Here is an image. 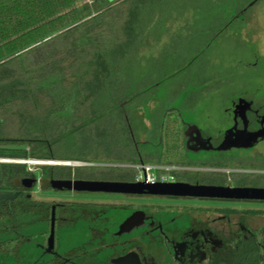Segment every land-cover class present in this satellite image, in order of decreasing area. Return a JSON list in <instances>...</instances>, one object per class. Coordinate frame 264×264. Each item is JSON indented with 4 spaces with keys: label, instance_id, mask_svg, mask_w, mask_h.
Wrapping results in <instances>:
<instances>
[{
    "label": "flooded vegetation",
    "instance_id": "af4514ba",
    "mask_svg": "<svg viewBox=\"0 0 264 264\" xmlns=\"http://www.w3.org/2000/svg\"><path fill=\"white\" fill-rule=\"evenodd\" d=\"M257 1L230 21H242ZM227 100L223 129L177 110L164 117L173 123L162 124L157 141L148 138V116L138 136L130 126L132 148L120 155L32 157L40 161L24 163L27 173L0 189L17 192L0 198V264H264V197L148 188H264V93ZM230 134L236 141L227 144ZM76 181L130 186L79 189Z\"/></svg>",
    "mask_w": 264,
    "mask_h": 264
},
{
    "label": "rangeland",
    "instance_id": "374dc122",
    "mask_svg": "<svg viewBox=\"0 0 264 264\" xmlns=\"http://www.w3.org/2000/svg\"><path fill=\"white\" fill-rule=\"evenodd\" d=\"M86 1L77 0L78 6L83 8ZM251 1L127 0L123 5L126 19L116 26L109 58L97 53L93 61L85 62L90 72L81 77L79 99L71 101L54 119L20 109L0 119V134L8 138L22 135L53 138L60 134L57 148L62 155L112 152L110 141L106 143L110 138L106 131L113 117H98L91 123L89 113L92 103L98 107L95 97L114 93L117 90L114 87L120 84L122 92L146 90L154 98L149 102L153 112L178 110L187 120L225 128L227 98L242 92L264 93V0H256L242 21H230L241 4L246 6ZM105 67L111 70L110 78L104 76ZM7 84L0 85L1 94L8 87L12 89ZM101 107L99 112L103 111ZM130 116L135 128L146 130L150 121L143 107L132 105ZM56 125L61 128L56 130ZM72 127L78 128L72 132ZM4 146L31 150L28 145Z\"/></svg>",
    "mask_w": 264,
    "mask_h": 264
},
{
    "label": "trees",
    "instance_id": "16d2710c",
    "mask_svg": "<svg viewBox=\"0 0 264 264\" xmlns=\"http://www.w3.org/2000/svg\"><path fill=\"white\" fill-rule=\"evenodd\" d=\"M126 1L87 0L80 8L77 0H0V85L8 83L12 88L8 87L3 94L0 93V119L20 109L54 119L63 108L70 106L71 101L79 99L81 77L90 72L85 62L93 61L97 53L109 58L108 51L111 38L116 35V26L126 19L123 9ZM75 32L78 34L74 38L62 39ZM116 70L122 72V69ZM104 76H112L107 67L104 68ZM121 85H115L117 90L114 93L92 97L106 112H99V108L92 103L89 113L91 123L98 117H113L106 131V135L110 136L106 143L110 141L109 147L113 151L84 156L120 155L132 148L130 126L136 136L139 134L131 121L132 105L143 107L152 120V133L148 137L151 141L158 140L163 123H173L168 119L165 122L164 117L176 114L177 109L176 113L169 110L153 112L149 102L154 98L147 95L146 90L136 88L122 92ZM111 110H114L113 114ZM56 126L59 130L60 126ZM77 128L72 127L71 131ZM1 134V157H80L60 154V134L53 138L46 135L8 138ZM6 144L28 145L31 150L25 147L8 148L4 146ZM168 147H172L170 142ZM150 148L155 150L152 145ZM26 173L24 163L0 162V189L8 188Z\"/></svg>",
    "mask_w": 264,
    "mask_h": 264
},
{
    "label": "water",
    "instance_id": "95a60500",
    "mask_svg": "<svg viewBox=\"0 0 264 264\" xmlns=\"http://www.w3.org/2000/svg\"><path fill=\"white\" fill-rule=\"evenodd\" d=\"M231 135L226 137L227 144L236 139H231ZM256 137V134L253 138ZM233 144V143H232ZM241 145H246L242 143ZM247 146V145H246ZM7 161L0 158V161ZM77 188L79 189H105V190H128L130 184L118 183V182H98V181H76ZM132 185V184H131ZM151 192L160 193H182V194H220L225 196H237V197H264V188H220L214 186H193L185 183L177 184H163V183H152L148 185ZM17 195V192H3L0 193V198H13Z\"/></svg>",
    "mask_w": 264,
    "mask_h": 264
},
{
    "label": "built area",
    "instance_id": "2783aa9c",
    "mask_svg": "<svg viewBox=\"0 0 264 264\" xmlns=\"http://www.w3.org/2000/svg\"><path fill=\"white\" fill-rule=\"evenodd\" d=\"M5 159L7 161H11V162H19V163H25V164H31L32 162H36V161H40L37 159H34L32 157H19V158H13V159H8V158H2Z\"/></svg>",
    "mask_w": 264,
    "mask_h": 264
}]
</instances>
